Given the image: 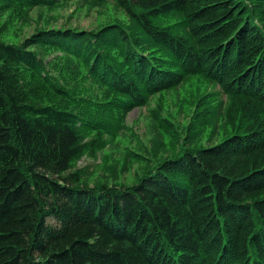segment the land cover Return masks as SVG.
I'll return each mask as SVG.
<instances>
[{
	"label": "trees",
	"instance_id": "16d2710c",
	"mask_svg": "<svg viewBox=\"0 0 264 264\" xmlns=\"http://www.w3.org/2000/svg\"><path fill=\"white\" fill-rule=\"evenodd\" d=\"M64 1L0 0V20ZM112 1L126 22L0 39V264H264V0ZM195 75L218 89L184 148L87 185L89 133Z\"/></svg>",
	"mask_w": 264,
	"mask_h": 264
},
{
	"label": "rangeland",
	"instance_id": "374dc122",
	"mask_svg": "<svg viewBox=\"0 0 264 264\" xmlns=\"http://www.w3.org/2000/svg\"><path fill=\"white\" fill-rule=\"evenodd\" d=\"M116 20L126 22L127 17L112 0L98 4H93L91 0H68L54 6H35L27 18L6 11L0 20V39L19 43L41 27L96 29ZM216 89V84L195 75L176 88L151 95L147 103L135 105L128 111L123 121L126 126L121 127L119 132L113 126H106L100 134L89 133L88 139L100 136L106 144L87 149L74 166L85 169L89 186L101 181L116 186L133 184L151 166L184 148L188 123L202 115L196 106L197 97L208 93V99L212 100ZM153 122L161 133L158 144L154 143ZM168 122H172L173 126L169 127ZM208 135L209 127L198 144L207 143ZM220 137L219 131L211 141ZM157 145L158 148H155Z\"/></svg>",
	"mask_w": 264,
	"mask_h": 264
}]
</instances>
